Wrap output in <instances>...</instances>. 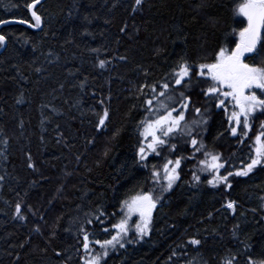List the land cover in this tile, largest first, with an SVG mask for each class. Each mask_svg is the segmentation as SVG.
Segmentation results:
<instances>
[{
  "label": "trees",
  "instance_id": "trees-1",
  "mask_svg": "<svg viewBox=\"0 0 264 264\" xmlns=\"http://www.w3.org/2000/svg\"><path fill=\"white\" fill-rule=\"evenodd\" d=\"M30 2L0 0V264H85L102 255L95 240L110 239L125 217L121 202L140 192L159 197L148 233L129 228L102 264L264 262V164L236 174L256 154L264 109L250 113L249 128L236 125L228 119L239 111L235 101L206 96L211 80L198 75L220 47H235L247 24L235 11L241 0H37L28 9ZM258 49L245 62L264 67ZM185 60L191 78L175 85ZM252 91L264 98V90ZM181 92L190 98L184 132L149 150L146 119L164 114L161 101L179 114ZM196 116L203 121L193 128ZM205 153L224 166L202 165ZM177 157L179 176L165 190L168 182L157 180ZM218 174L227 181L209 184Z\"/></svg>",
  "mask_w": 264,
  "mask_h": 264
},
{
  "label": "snow or ice",
  "instance_id": "snow-or-ice-1",
  "mask_svg": "<svg viewBox=\"0 0 264 264\" xmlns=\"http://www.w3.org/2000/svg\"><path fill=\"white\" fill-rule=\"evenodd\" d=\"M137 5L141 3V0H136ZM37 4V0H31L26 6L28 9H32L33 6ZM236 14L243 16L247 19V24L241 27L237 33L238 39L235 42V47L229 48L227 46L220 47L219 51L216 52V59L212 63L200 64L199 68L201 71L198 73L199 76L209 77L211 83L207 87L205 92L206 96L210 94L222 95L223 97H231L235 101V105L239 108V111H233L232 115L228 117L229 121L235 120L236 125L243 124L245 129L250 127L249 119L250 113H253L257 107L264 109V98L257 95L256 91H252L253 88L264 90V67L258 66L256 64L246 63L248 59L247 54H256L260 47H264V0H241L240 3L236 5ZM32 17L35 20L33 27H38L41 24V17L36 11H32ZM23 23H29L28 20H23ZM4 23V21H0ZM5 37L0 35V42H3ZM100 64L103 65L104 61L101 60ZM207 69V71H203ZM192 65H190L186 60L182 61L178 68L175 69L176 75L174 78L175 85H181L185 81V78H191ZM153 93H156V86H151ZM163 89H169L170 84L165 82L162 85ZM227 90H224V89ZM249 90L247 93L245 90ZM161 97H166L167 100L173 101V96H168L166 92H159ZM182 99L178 107L181 109L179 114L174 115L176 109L171 108L170 105L160 102V107L164 109L163 115H157L155 119L148 118L144 123L141 135L144 137L151 136V141L148 142L147 147L149 150L156 151L160 145L168 143V139L175 135L176 131L184 132V129L180 127L181 122L185 121V110L189 107L185 103L186 100H190L186 97L183 92L180 93ZM156 99L154 94L151 98L147 99L145 103L148 105L146 112L151 113L154 107L153 100ZM218 105L225 104V100H218ZM195 112L197 114L201 113V109L196 108ZM108 117V110L105 109L103 115L99 117V123L97 128L105 125V120ZM206 119V118H205ZM202 121H193V124L201 123ZM185 127L189 125L185 124ZM232 132L235 134L237 132V127H232ZM191 134L190 132L188 133ZM247 135V132L244 133ZM257 147L255 149V155L251 157L249 163L245 164L244 167L237 170V175H247L256 165L264 164V134H258L256 136ZM198 143L195 136L191 138V144L196 146ZM144 141H141V147L138 150V154L141 159L147 155L145 151ZM175 148V145L172 146ZM199 151V148H197ZM205 156L209 159L201 160L202 165L206 164L208 168L214 171L222 168L224 165L218 163L219 156L212 153H205ZM172 162L169 161L165 163V179L167 180V185L165 190L172 187L175 180L178 178L179 173L176 171V167L180 164V157L176 158L175 165L169 168ZM153 177L156 178L158 173L153 172ZM232 173H228V176ZM195 176V174H194ZM196 179L200 177L196 176ZM220 181H227V176L216 175L208 181L209 184H216ZM159 197H154L151 192H140L135 195L130 196L128 199L121 202L122 209H126V215L124 218L113 225L112 227L116 229L115 234L111 236L110 239L105 240H95V244L99 245L102 249L101 253H97L94 256H90L85 264H102L103 257L108 255L109 247H115L116 244L120 243V239L128 234V217L133 213H138L140 220L136 224V231L138 234L146 235L149 230V226L152 220V209L156 207L157 200ZM229 207L232 204L229 203ZM20 205H17V211H19ZM91 223V221H89ZM193 244H198L199 241L193 239ZM89 234L85 232L84 234V244L85 250L89 249ZM123 247V244H120ZM81 259H84L81 257ZM264 264V262H261Z\"/></svg>",
  "mask_w": 264,
  "mask_h": 264
},
{
  "label": "rangeland",
  "instance_id": "rangeland-1",
  "mask_svg": "<svg viewBox=\"0 0 264 264\" xmlns=\"http://www.w3.org/2000/svg\"><path fill=\"white\" fill-rule=\"evenodd\" d=\"M246 55H247V53H246ZM215 61V60H214ZM213 61V62H214ZM203 71H207V69H204ZM226 89V88H225ZM227 90V89H226ZM232 101H234L233 99H231ZM174 115H177V113L176 114H174ZM200 115V114H199ZM198 115V116H199ZM198 116H196V118H194L193 120H192V122L193 121H203V119H202V117H198ZM200 123H196V124H193L192 125V127L193 128H197L198 127V125H199ZM160 177V180H157V182H159V184H160V186L162 185V182H161V180H162V177L164 178L165 177V175H161V176H159ZM164 181H165V183H167V180L164 178ZM140 220V216H139V214L138 213H133V217L132 216H130V218H128V227L129 228H133V229H136V224H137V222Z\"/></svg>",
  "mask_w": 264,
  "mask_h": 264
},
{
  "label": "flooded vegetation",
  "instance_id": "flooded-vegetation-1",
  "mask_svg": "<svg viewBox=\"0 0 264 264\" xmlns=\"http://www.w3.org/2000/svg\"><path fill=\"white\" fill-rule=\"evenodd\" d=\"M206 78H209V77H206ZM209 79H210V78H209ZM245 91H246V93H247L249 90L246 89Z\"/></svg>",
  "mask_w": 264,
  "mask_h": 264
},
{
  "label": "bare ground",
  "instance_id": "bare-ground-1",
  "mask_svg": "<svg viewBox=\"0 0 264 264\" xmlns=\"http://www.w3.org/2000/svg\"><path fill=\"white\" fill-rule=\"evenodd\" d=\"M228 208L232 210V207H229V206H228Z\"/></svg>",
  "mask_w": 264,
  "mask_h": 264
}]
</instances>
